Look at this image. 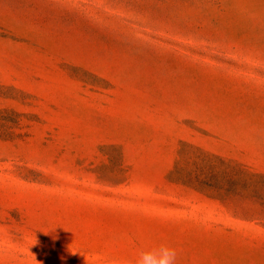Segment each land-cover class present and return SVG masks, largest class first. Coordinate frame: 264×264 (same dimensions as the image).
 Returning a JSON list of instances; mask_svg holds the SVG:
<instances>
[{
	"label": "rangeland",
	"instance_id": "1",
	"mask_svg": "<svg viewBox=\"0 0 264 264\" xmlns=\"http://www.w3.org/2000/svg\"><path fill=\"white\" fill-rule=\"evenodd\" d=\"M160 242L264 264V0H0V264Z\"/></svg>",
	"mask_w": 264,
	"mask_h": 264
},
{
	"label": "clouds",
	"instance_id": "2",
	"mask_svg": "<svg viewBox=\"0 0 264 264\" xmlns=\"http://www.w3.org/2000/svg\"><path fill=\"white\" fill-rule=\"evenodd\" d=\"M177 255L176 248L166 242H160L153 247L140 249L133 264H176Z\"/></svg>",
	"mask_w": 264,
	"mask_h": 264
}]
</instances>
